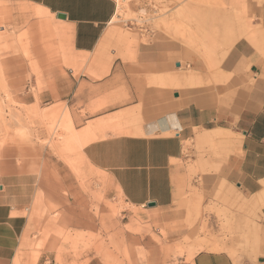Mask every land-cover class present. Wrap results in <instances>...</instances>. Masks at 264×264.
I'll return each mask as SVG.
<instances>
[{
  "label": "crops",
  "instance_id": "crops-1",
  "mask_svg": "<svg viewBox=\"0 0 264 264\" xmlns=\"http://www.w3.org/2000/svg\"><path fill=\"white\" fill-rule=\"evenodd\" d=\"M0 3L34 9L32 15L43 24L32 25V31L45 33L46 29L50 36L54 31L48 18L66 15V20H58L70 32L73 52L80 61L96 54L118 17L115 0ZM257 25L264 31V4ZM259 33V29H248L231 47L216 77L219 84L190 87L206 80V68L201 62H187L183 67L180 58L184 52L179 46L184 40H174L171 46L140 48L139 62L133 68L119 58L108 59L103 69L92 70L96 80L84 75L57 83L58 97L71 96L63 102L77 111L73 116L69 111L65 121L72 141L81 150L82 168L86 175L95 174L108 182L107 198L119 195L129 207L165 215L183 204L190 187L195 189L191 200L202 201V209L217 205V200L237 203L234 215L239 223L234 232L256 239L257 255L244 264H264L262 239L257 227L251 228L254 209L264 237V51L259 53L247 41L258 43ZM114 37L129 44L128 50L132 48L130 35L121 32ZM20 61L3 62L11 66ZM21 102L29 106L28 97H21ZM21 114L27 119L26 112ZM40 134L46 136L45 131ZM213 143L222 146L221 157L200 154L199 150H207L206 144ZM26 154L24 148L0 150V264H12L21 256L25 261L32 258L29 242L38 238L47 222L40 202L46 208L63 205L68 229L93 227L67 205L72 206L78 186L68 166L49 148L41 149L40 158H24ZM205 167L212 169L206 171ZM199 169L204 173L190 178ZM151 203L156 207L149 208ZM212 221L216 229L215 215ZM197 252H190L188 262L236 264L224 252ZM49 258L56 254L41 251L38 263Z\"/></svg>",
  "mask_w": 264,
  "mask_h": 264
},
{
  "label": "rangeland",
  "instance_id": "rangeland-1",
  "mask_svg": "<svg viewBox=\"0 0 264 264\" xmlns=\"http://www.w3.org/2000/svg\"><path fill=\"white\" fill-rule=\"evenodd\" d=\"M115 1V23L109 26L96 54L84 61L74 54L71 34L56 16L48 18L54 31L51 37L44 26L45 33L32 31V25L43 22L32 15L34 9L21 8L26 5L20 3H0V150L24 148L28 149L24 158H40L41 149L49 148L68 166L78 185L76 194H72V206L67 205L93 224L92 230L85 231L80 225L75 226L80 230L68 229L63 205L46 208L40 202L47 222L38 231V238L29 242L32 258L25 261L21 256L12 264H192L188 258L195 250L224 252L236 264L253 260L256 239L250 234L245 239L234 232L239 223L234 215L237 203L217 200V205L202 209V201L198 204L191 200L195 189L190 187L183 204L165 215L129 207L119 195L107 198L108 182L95 174L86 175L82 168L81 150L72 141L65 121L69 111L72 116L77 111L63 102L71 96L58 97L57 83L73 77L79 80L84 75L96 80V68L103 69L108 59L119 58L133 68L139 62L140 48L171 46L174 40H184L179 46L184 52L180 58L183 67L187 62H201L206 68V80L190 87L219 84L216 77L221 63L248 29H259L258 43L246 40L263 53L264 31L257 25V15L264 0ZM121 32L131 36L130 50L129 44L114 37ZM9 36L7 41L2 39ZM13 58L21 61L4 64ZM21 97H28V107L22 105ZM22 111L27 119L21 118ZM40 131L46 136L42 137ZM205 147L207 150H199L200 154L222 156V146L213 143ZM202 173V169L196 170L190 178ZM63 194L68 196L66 191ZM252 217L251 228L257 227L260 244L264 245L260 217L254 209ZM48 243L52 246H46ZM45 250L54 252L56 258L38 263L40 252Z\"/></svg>",
  "mask_w": 264,
  "mask_h": 264
},
{
  "label": "water",
  "instance_id": "water-1",
  "mask_svg": "<svg viewBox=\"0 0 264 264\" xmlns=\"http://www.w3.org/2000/svg\"><path fill=\"white\" fill-rule=\"evenodd\" d=\"M66 18L67 17L64 14H57V19H59V20H66ZM153 207H156L155 203L149 204V208H153Z\"/></svg>",
  "mask_w": 264,
  "mask_h": 264
},
{
  "label": "bare ground",
  "instance_id": "bare-ground-1",
  "mask_svg": "<svg viewBox=\"0 0 264 264\" xmlns=\"http://www.w3.org/2000/svg\"><path fill=\"white\" fill-rule=\"evenodd\" d=\"M127 12V11H126ZM125 15V14H124ZM176 27V26H175ZM190 78H193V76L192 77H190ZM194 78H196V77H194ZM191 82V81H190ZM225 133V132H224ZM221 134H223V133H221ZM226 134V133H225ZM195 253V252H194ZM193 254V253H192ZM190 255H191V253H190ZM195 255V254H194ZM193 257V256H192ZM191 259V258H190Z\"/></svg>",
  "mask_w": 264,
  "mask_h": 264
}]
</instances>
